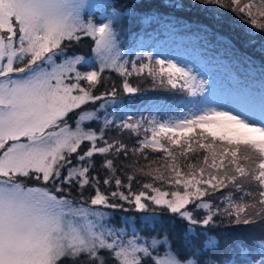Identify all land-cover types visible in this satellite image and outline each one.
<instances>
[{"label":"snow or ice","instance_id":"obj_1","mask_svg":"<svg viewBox=\"0 0 264 264\" xmlns=\"http://www.w3.org/2000/svg\"><path fill=\"white\" fill-rule=\"evenodd\" d=\"M86 7L95 5L85 0H0V264H264V88L257 92L237 82L211 98L210 78L187 64L148 52L135 61L123 59L116 30L122 10L115 11L121 6H104L113 9L107 22L87 18ZM122 7L148 12L154 4L140 0ZM171 7H188L203 16L196 21L202 30L211 29L235 52L236 36L248 46L259 37L264 52V0H190ZM233 24H240L238 32L232 29L236 35L225 34ZM85 37L94 43L99 66L81 72L84 57L68 56L66 49ZM239 58L253 63L251 57ZM106 70L125 78L127 93L139 91L127 77L146 73L161 85L202 97L201 106L175 122L150 121L144 131L151 137L145 135L139 147L129 149L121 140L105 139L104 128L97 135L83 126L97 118L82 106L102 99L94 90L103 86ZM260 81L264 84V65ZM69 113L78 116L74 127ZM110 124L104 121L105 128ZM142 126L140 121L116 125L133 133ZM85 142L88 146L82 148ZM145 149L163 156L127 175L125 183L116 175V162L130 153L148 160ZM96 155L103 158L99 166ZM100 170L108 174L102 178ZM139 177L151 179L142 188L154 194L131 191ZM155 182L175 190L163 191ZM101 183L115 184L111 198L142 211L151 202L192 226L214 228L218 221L260 226L261 247L238 239L231 246L225 240L222 248L211 237L205 243L206 232L192 235L180 248L155 238L150 245L140 243L134 234L125 239L123 231L102 222L106 213L96 206L123 205L112 203ZM86 188L94 195L84 200ZM77 190L84 203L73 196ZM217 195L221 199L214 206L211 200Z\"/></svg>","mask_w":264,"mask_h":264},{"label":"trees","instance_id":"obj_2","mask_svg":"<svg viewBox=\"0 0 264 264\" xmlns=\"http://www.w3.org/2000/svg\"><path fill=\"white\" fill-rule=\"evenodd\" d=\"M112 1L115 2L116 5L121 6L117 8L122 11L125 9L129 10V7H122L124 5L132 6L140 3V0ZM151 2L154 4V7L150 11L142 12L135 9L136 15L132 16L131 11L129 10V14L124 15V20L122 19L116 25L118 43L121 51L125 54L123 59L133 61L135 58L136 60V56L142 54L143 52H148L156 57L163 56L165 55L164 52L169 53L175 48L177 49L176 51L179 49L192 52L199 51L202 47H204L206 48L205 52L208 54L204 57L210 58L212 62L218 65L219 69L223 68V70H221V75L216 78L213 85V95L217 98L223 94L225 89L233 86L225 79L228 67L232 68L236 76L242 75L247 82H252L254 87H251V89L259 92L261 88H264V84L260 81V68L261 65H264V52H262L259 48L260 39L257 38L256 40L259 45L257 42H254L253 46H248L245 44L242 37L236 36L233 43L239 52H236L235 54L225 46L220 37H213L211 29H208L207 32L202 30L203 25L198 24L196 21L198 19L203 20V16L197 14L188 7H171L173 4L186 5L190 2V0H151ZM91 16L100 20L98 17L99 15L97 14L92 13ZM139 16H143V18L138 19ZM144 18H147V20ZM232 29H235L238 32L240 28L237 24H233L229 29L225 30V34L235 36L236 34L232 31ZM91 43H89L90 49L93 48ZM241 55L251 57L253 63L241 60L239 58ZM223 57L225 59H220ZM133 75L131 81L137 80L138 76L135 73H133ZM124 79L125 78L120 76L118 73L106 70L103 73V86L98 85L97 90L101 94L102 98H111L112 100V98L117 97L119 93L120 95L124 94V90L122 88V80ZM113 87H115L116 92L119 91L118 94H115L114 96L111 95ZM163 92L165 94V91ZM105 93H108V95H105ZM183 94L184 93L178 89H170L167 91V95L160 94L159 92H147L141 95L140 98L139 96H136V104L141 106V112L138 114L137 112L134 113L133 117L136 118L138 115L139 121L142 125L148 128L150 126L149 122L155 121L156 113L160 114L170 109L173 104H175L176 100L182 98ZM123 96V99L127 100V95L125 94ZM128 110L133 111L130 108H128ZM115 113H113V110L110 113L109 109H107L104 113H101L103 116L99 114L96 119L90 121V124H93L91 128L93 127L95 129L94 131H97V135H99V129L104 128L105 138L113 140L115 138L116 140H121L128 145L129 149L139 147L137 135L133 136L130 131H121L116 127V124L114 123L115 119H109V117L113 118ZM105 120L112 121L113 124H110L107 128H105ZM85 125L89 126V123ZM98 144H102V142L98 141ZM87 146L88 142H85L82 148H86ZM144 151L147 153L148 157L149 155L152 156L151 160L158 157L159 154V152H153L151 149H145ZM93 159L99 166V163L103 158L96 155ZM141 162H143V164L134 166V164H139ZM148 164L149 162H146L139 153H136L135 155L130 153L128 158H121L116 162L118 169L116 175H118L122 181L127 183V175L135 172L137 168L145 167ZM153 167H156V165H153ZM107 174L108 173L104 170H100L102 178ZM146 179L150 178L139 177L137 180H133L131 191H136L138 187L137 192L139 193L140 189H143L142 184L146 183ZM154 186L161 188L158 182H155ZM167 189L168 188L164 187L163 191ZM100 190L105 195L109 196L112 203H119L123 205L122 208H109L111 216L107 218V224L113 230L123 231L125 239L133 236V234L138 238H166L169 245H174L176 248H180L182 245L186 246V242L192 235H195L197 232H206V235L202 237L205 243L207 242V239L211 237L221 244V247L223 248L225 240H227L228 245L231 246L233 241L239 239L245 241L246 243L250 242L254 249H259L258 242H260V240L258 237L251 239V230L247 231L246 228L248 226L242 224L230 225L227 221L223 223L218 221L216 227L208 229H205L202 225L192 226L188 224L187 221L172 219V214L163 210L160 206L154 207L156 210H146L147 212L151 211L152 214H146V211L139 210L135 207L128 208L127 204L129 203L127 201L119 200L118 198H111L110 193L117 190L114 183L108 186L101 183ZM119 191L124 192L125 195L129 194V190L125 187H121ZM92 195H94V190L86 188L84 191V198L88 199ZM73 196L77 200H80L79 190L74 192ZM220 199L219 195L212 198L214 206L219 204ZM200 211H202V209ZM122 215L126 216L122 217ZM253 254H255V252H253Z\"/></svg>","mask_w":264,"mask_h":264},{"label":"rangeland","instance_id":"obj_3","mask_svg":"<svg viewBox=\"0 0 264 264\" xmlns=\"http://www.w3.org/2000/svg\"><path fill=\"white\" fill-rule=\"evenodd\" d=\"M122 1H126V0H122ZM245 2H246V0H245ZM85 3H86V5L87 4L95 5V7H92V8H87V7L85 8V12H89L90 13V15L87 18L92 19L93 22H99L101 20H103L104 22H107L106 17H109L111 15V12L113 11V9H107L106 10L104 6L107 5V4H115V2H113L112 0H85ZM115 11L120 12L121 9L116 8ZM92 13L99 15L98 17L100 18V20H97L94 16H91ZM127 14H129V10L125 9L124 11H122L121 18H123V20H124V15H127ZM133 15H135V14H133ZM237 25L240 28V24H237ZM257 38L259 39V37H257ZM255 42H257V41H255ZM89 43H91V39L85 37V38L82 39V41L80 43L72 42L71 45L66 49V53H67L68 56H72L73 54H75V55L84 57V62L81 65L78 66V70L81 71V72L94 70V68H93L94 65H95L96 68H98V66H99L98 62L95 59L94 54L92 53V48L90 49V44ZM88 44H89V47H88ZM257 44H258V42H257ZM91 45L94 47V43L93 42L91 43ZM259 48H260V45H259ZM229 49L236 54V52L233 49H231V48H229ZM156 58H158V59H167V58H165L163 56H156ZM170 59H174V60H177V61H179L181 63L187 64L189 67H191L194 70V73H198V74L201 72L200 68L203 66L199 62L193 63L187 56H183V55L177 56V57H174V58H170ZM133 61H135V58L133 59ZM145 62H147V61H145ZM205 71H203L202 73L205 74ZM133 76H131L130 78H127V79L129 81V83L133 87L138 88L139 91H137L135 93H127V92L124 91V94L120 95V93H119V95L117 97H113L112 100H111V98L110 99L102 98V99L96 100V101H89L87 105L82 106V110L95 113L96 117H98L99 114L101 116H103V114H101V113H104V111H106L107 109H109L110 113L113 110V113H115V112L116 113L113 115V118L109 117V119L110 120L115 119L114 123L116 125H120V124H122V122H133V123H135V122L139 121V116L138 115H137L136 118L133 117L134 113L137 112V114H138L139 112H141L140 111L141 106L136 104V100H137L136 96H139V98H140L141 95H143V94H145L147 92H159L160 94L167 95V91L170 90L171 87L169 85H167V84L161 85L158 81H153V79L151 77L147 76V74L138 76L137 80L131 81V78ZM122 83H123V80H122ZM163 91H165V94H164ZM118 92L119 91H117L116 94H118ZM94 94L101 96V94L98 92V90H94ZM125 94L127 95V100L123 99V97H124L123 95H125ZM101 105H103V107H101ZM128 108L132 109L133 111L128 110ZM79 111H81V110H76L77 113ZM155 115H157V113ZM69 117H70L69 124L74 127L75 126V120L78 118V116L76 114H74V113H69ZM182 117H184V116H182ZM182 117L180 116V117H176L174 119L164 120V121H161L159 123L175 122L176 120H178V119H180ZM90 121H92V120H88V121L84 122L83 126L86 129L87 128H91V126L93 125V124L92 125L90 124L91 123ZM87 123H89V126L85 125ZM145 128L146 127L143 126V127L140 128L138 133L131 132V134L133 136L137 135V140H143L145 135L151 137V135H152L151 132L149 131V132L146 133L144 131ZM91 130L94 131L95 129L92 127ZM120 130L121 131H128V130H123V129H120ZM105 139H107L109 141L113 140V139H109V138H105ZM114 140H116V139L114 138ZM217 143H219V142H217ZM83 146L84 145H82V147ZM160 156H163V153H159L158 157H160ZM151 158H152V156L149 155V159L145 160V161L149 162L151 160ZM141 164H143V162H141L139 164H134V166L141 165ZM156 166H158V164ZM145 182L149 183V182H152V181L150 179H146ZM158 184L161 186V190H163L164 187L168 188L167 190H165V191H168V192H171V191L175 190L173 188H170L167 184H162L160 182H158ZM137 191H138V187H137L136 191H133V193H138ZM140 191H146V192L150 193V190L140 189ZM150 194H154V193H150ZM84 200H87V199L84 198ZM84 200H78V201L80 203H84ZM205 201L209 202L207 199ZM211 202L214 204L213 200H211ZM127 205H128V208H133L134 207V205H132V204H127ZM88 206H90V205H88ZM96 207H98L99 211L106 213V216L104 217L102 222L105 223L107 228H111L107 224V221H108L107 218L111 216L110 209L106 208L104 206H96ZM154 207H157V206L152 204L151 202H148L147 210L155 209ZM201 212L202 213L206 212V210L202 209ZM145 213L146 214H149V213L152 214L151 211H149V212L146 211ZM125 216L126 215H122V217H125ZM249 230H251V232L253 234L260 235V226H255V227L254 226H249ZM131 237H129V238H131ZM154 238L155 237H153V238L142 237L141 240H139L138 238H137V240L140 243H146V244L150 245L152 239H154ZM155 239L160 240V241L167 240L166 238H162V239L155 238ZM167 244H168V241H167Z\"/></svg>","mask_w":264,"mask_h":264}]
</instances>
